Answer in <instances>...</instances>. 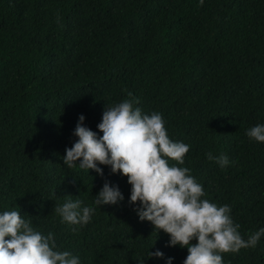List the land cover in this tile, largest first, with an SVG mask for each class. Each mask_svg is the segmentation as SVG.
<instances>
[{"label":"trees","instance_id":"16d2710c","mask_svg":"<svg viewBox=\"0 0 264 264\" xmlns=\"http://www.w3.org/2000/svg\"><path fill=\"white\" fill-rule=\"evenodd\" d=\"M129 92L190 146L177 166L231 208L242 238L264 228V143L245 134L264 125V0H0V214L20 211L80 264H183L187 249L139 220L126 177L63 164L78 118L99 137ZM105 182L123 201L94 204ZM69 199L95 209L83 227L55 212ZM223 260L264 264V236Z\"/></svg>","mask_w":264,"mask_h":264},{"label":"clouds","instance_id":"9594fccd","mask_svg":"<svg viewBox=\"0 0 264 264\" xmlns=\"http://www.w3.org/2000/svg\"><path fill=\"white\" fill-rule=\"evenodd\" d=\"M128 97L105 108L97 125L102 133L99 137L83 126V115L78 118L73 133L78 139L65 149L63 164L101 176L103 170L98 165L110 166L112 174L126 177L131 186L129 203L140 205L135 209L139 220L167 234L169 247L186 248L183 264H224V254L256 247L264 228L250 234L247 240L242 238L240 226L231 218V208L204 199L203 186L190 169L177 166L184 164L190 146L170 139L160 113L145 114L136 106L139 99L130 92ZM245 134L252 141L264 143V125L251 127ZM207 158L215 159L220 167L230 163L226 155L213 157L209 152ZM123 199L118 187L105 182L94 204L116 205ZM94 211L91 206L82 207L79 199H69L55 207L62 222L80 227L90 222ZM147 257L162 258L163 253L148 251ZM0 264H80V258L60 251L52 232L42 234L20 211L9 210L0 214ZM167 264H171V258Z\"/></svg>","mask_w":264,"mask_h":264}]
</instances>
